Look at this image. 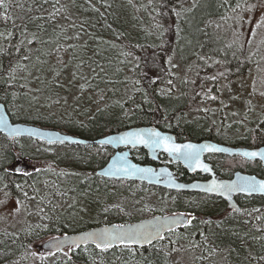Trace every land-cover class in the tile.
I'll return each instance as SVG.
<instances>
[{"label":"trees","instance_id":"trees-1","mask_svg":"<svg viewBox=\"0 0 264 264\" xmlns=\"http://www.w3.org/2000/svg\"><path fill=\"white\" fill-rule=\"evenodd\" d=\"M198 1L201 7L193 19L190 10ZM244 1L248 0H149L146 7L139 0H0V100L13 120L85 138L156 124L161 129L173 126L178 134L198 139L195 141H237L242 144L231 146H248L257 138L263 145L264 116L253 127L254 119L249 126L242 125L244 138L232 131H239L236 123L245 121L246 114L232 127L227 122L238 115L205 110L196 117H184L196 115L187 114L192 111L186 107L203 110L208 100L216 103L212 97L227 107L230 101L225 94L230 88H225L226 81L248 73L255 64V54L234 43L218 46L214 35L215 19L225 15L227 7ZM185 18L179 39L185 51L192 48L183 62L191 56L196 61L188 64L193 69L180 75L179 65L171 61L178 42L169 36L176 35ZM153 27L159 30L153 35L156 39L151 35ZM223 79L227 80L221 84ZM175 115L181 118L175 119ZM257 115L249 113L250 117ZM87 129H93L92 133ZM112 151L103 144L47 143L29 136L9 139L0 133V191L43 202L49 211L47 226L24 223L0 230V264H112L110 257L115 258L114 263L132 264L137 259L139 264H164L173 247L178 254L192 251L196 264H264V238L258 236L262 234L264 197H247L242 211L233 212L213 194L105 178L96 169L106 164ZM142 157L135 155L139 162ZM221 158L213 160L222 175L231 177L238 163L222 167L232 156ZM44 159L49 165L42 164ZM183 175L188 181L193 177L187 172ZM148 189L157 190V196L149 200ZM91 192L110 194L99 207L98 221L90 219L94 214L82 219L75 210L82 205L78 199L92 197ZM137 205L142 206L140 213ZM165 208L170 212H162ZM184 210L198 224L181 231L180 240L189 246L171 244L170 232L179 231L173 230L149 245L121 243L107 251L95 243L70 245V253L63 249L32 262L33 243L49 233H72L100 223H126ZM206 215L214 221L210 223ZM127 259L131 261L125 262Z\"/></svg>","mask_w":264,"mask_h":264},{"label":"rangeland","instance_id":"rangeland-1","mask_svg":"<svg viewBox=\"0 0 264 264\" xmlns=\"http://www.w3.org/2000/svg\"><path fill=\"white\" fill-rule=\"evenodd\" d=\"M139 1L141 2L140 3L141 6H146V7L148 6L147 2L149 0H139ZM200 3H201V1H198V3L193 8H191V10H190V15H191V17H193V19L195 18L197 11L201 7V6H199ZM126 4H128L129 8H130L131 3L126 1ZM129 12L131 13L130 9H129ZM261 17H264V0H248V1H244L240 6H233V7L229 6V7H227L225 15L218 16L215 19L214 35H215V38L217 41V45L218 46H221V45L228 46L230 43H234L235 45H238L239 47L244 49L248 54H250V55L255 54L257 56L256 60H255V64H253L250 67V71L248 73L241 74V75H238L236 77L232 76V77H230V80L223 79L221 81V84H223V82L227 80L226 81L227 85H226V87L225 86L224 87L230 88L228 90V94L227 93L225 94L227 99L230 101V102H228L227 107H225V108L223 107L224 102H222V100L220 101L219 99H213V100H216L217 102L212 104V101L208 100L209 103L203 107V110H197L196 108L186 107L187 111H192V112H188L187 114L198 115V113L201 114V113H203V111L208 110V111H210V113L223 112L225 114L238 115L237 117H232L233 120L231 122H229V121L227 122V123H230V126L234 125L233 122H235L237 119H240L239 116H242V114H246L248 116L244 119L246 122L243 121L241 118L240 121H243V122L236 123L237 127L239 126V131H232V133L236 132V134L244 133L245 127H243L242 125L246 126L248 124V126H249L250 125L249 121L251 119H254L252 124H251V127H253L254 123H256V119L264 116V111L262 109L264 106V24H262L259 28L256 27V24L260 21ZM186 21H187V18L182 19L181 28H178V30L176 31V35L169 36V37H171L172 40L178 42L177 43L178 47L176 48L177 53H175V58L171 59V61H173L174 64L179 65L178 66V72L180 75L181 74L185 75V74H187V71L189 69H193L192 66H190L188 64L196 61V59L193 56H191L188 58L187 62H183L185 57L189 54V49L192 48V47H189L185 51L184 47H183L184 44L182 42H180L181 39H179V36L182 34L181 31L184 28ZM157 30L158 29L155 27H153L151 29V35L155 39L157 38V36H153V35L159 33V30L158 31ZM249 31H252L256 34L255 39H251L249 37V35H248ZM209 37L212 38V36H209ZM214 56H215L214 59L218 60L216 58V57H218V55H214ZM183 84H184V82H183ZM172 86L175 88L177 93H180V92L182 93V89L177 88L176 87L177 85L172 84ZM249 113L258 114V115L256 117H250ZM14 121H21V120H14ZM29 123H33V122H29ZM39 125H41V124H39ZM92 130L93 129H87L86 131L88 133H92L91 132ZM0 133H2V132H0ZM67 133H69V132H67ZM253 134H254V131H253ZM17 137H24V136L23 135H17ZM30 137H32V136H30ZM32 138L42 140V141H45L47 143H66V144H69L68 142H60V141L48 142L47 140H45L43 138H37V137H32ZM259 143H260V140L255 138L250 143L252 145H248V147L255 148V147L262 146V145H259ZM225 144H227V143H225ZM228 144H230V143H228ZM83 145H86V144H83ZM103 145H105V144H103ZM230 145H232V144H230ZM74 147L77 148V146H74ZM112 153H113V151L109 154L111 155ZM215 153H220V152H215ZM138 155H140V154H138ZM225 156H232V155L226 154ZM246 159L247 158H245V157L232 158L230 160H226L225 163H227V164L223 163L222 167H225L224 165H229V164L231 166H233L237 162H241L243 164H246ZM48 161L49 160L44 159V160H42V164L49 165ZM97 166H98V164L95 165V168ZM229 167H226V168H229ZM98 175H100V174H98ZM101 176H103V175H101ZM103 177H105V176H103ZM221 177L228 178V176H225V174H223V176H221ZM105 178H108V177H105ZM179 179L182 180L181 178H179ZM183 180L188 181L185 179H183ZM142 182H144V181H142ZM147 184H149V183H147ZM117 185L121 186L120 184H117ZM150 185H155V184H150ZM156 186H162V185H156ZM162 187H165V186H162ZM165 188L168 190L172 189V188H168V187H165ZM181 191H185V190H181ZM188 191H190V190H188ZM146 192H147L148 196H150L148 198L149 200H151V198H154L158 194V191L155 189H148ZM197 192H200V191H197ZM5 193L6 192L0 191V201H3V203H0V230H3V229H10L11 230L14 228H19V227L24 226V225H35V224H41L43 226L49 225V222L47 220L49 217V211L46 210L45 203H43V202L34 203L33 201L25 200V199L19 197L18 195L14 194V193L7 192L8 193L7 196L5 195ZM91 194L93 196L89 197V198H91L92 200H89V198L87 196H84V198H79L77 203H81L82 205H78L75 208V210L78 213H80L79 215L81 216L82 219L89 218L90 216H92L94 214V216H92L90 219L93 221H98L99 220V218H98L99 207L102 205L103 202H107L109 200L110 194H107V196L106 195H100V194L94 195L95 192H91ZM17 201H19L20 203H17ZM147 201L148 200L146 199L145 202H147ZM67 203H69L68 200H67ZM77 203H74V204H77ZM168 206H170V205H168ZM17 208H19L20 210L17 211ZM137 209L140 210L138 212V213H140L142 211V206L137 205L136 210ZM85 210H87V211H85ZM170 210L171 209H169V208H165L162 212H164V211L170 212ZM173 213H175V212H171L170 214H173ZM181 213H184L187 215V218H188L187 224L184 226V228L182 230L173 231L172 233L170 232V236L172 237L170 242H172L171 244L177 242V245L189 246L185 240H180V237L182 234L181 231L192 229L193 226L198 225L197 221H196L197 219L189 211L184 210ZM158 214H161V213L149 215L147 217H152V216H155ZM137 215L141 217L142 214H137ZM162 215H164V213ZM201 216L205 217V215H202V214H201ZM141 219H142V217H141ZM212 221H214L213 218H210L209 222L211 223ZM112 222H115V221H112ZM24 223H26V224H24ZM103 224H107V223L105 222V223L96 224V226L103 225ZM87 228H90V227H87ZM84 229H86V228H82V229H79L77 231H73V233L82 231ZM259 229H260V232L262 234H260L258 236L261 238H264V221H263V225ZM65 234H69V233H67V232L59 233V234L58 233H49L48 235L40 238L36 243H33L32 248H31V251L33 252L32 262L35 263L37 258H41L43 256H48L55 251H60L63 249H65V250H63L64 253H70L72 250V247H70V245L63 247L62 249L60 248L59 250H50V249H47V247L43 246L44 243L46 244L53 237L62 236ZM161 245H165V244L162 243ZM176 250L177 249H175V247H173L169 251V254H168L169 257L164 259L162 262L164 264H196V262H192V259H191L192 258L191 256L193 254L192 251H190L188 249H185L183 251L181 249L182 250L181 253L178 254V250H177V252L175 254ZM145 251L146 250H144V254H145ZM55 253H58V252H55ZM250 255H252V254H250ZM109 256H113V254L109 253ZM261 256H264L263 250H262ZM188 257L190 259H188ZM111 258L112 257H110V261L112 262V264H122V262H123V260H122L121 262L117 261L114 263L115 258L113 260H111ZM130 261H131L130 259L125 260V262H130ZM132 264H139V263H138L137 259H135L132 261Z\"/></svg>","mask_w":264,"mask_h":264},{"label":"water","instance_id":"water-1","mask_svg":"<svg viewBox=\"0 0 264 264\" xmlns=\"http://www.w3.org/2000/svg\"><path fill=\"white\" fill-rule=\"evenodd\" d=\"M0 117L3 118L4 123L0 124V132L4 133L9 137V139H15L17 135H23V136H32L37 138H43L47 140L48 142H68L72 144H108L113 147H118L119 145L128 146L124 150H116L108 159L105 165L99 167L96 169L97 173L100 175H103L108 178H129L133 180L138 181H144L149 184H155V185H162L168 188L176 189V190H190V191H200L205 192L209 194H214L217 196H220L227 200L228 206L232 210H241L242 207L239 204L238 200L236 199V194L238 193H244V194H264V191L259 190V185L261 183H264V178L258 176L254 173H248L243 170H235L233 175L228 178L221 177L219 174L215 173V170L212 166V163L205 160L204 155L207 152H220L225 153L229 155L234 154H240L243 155L244 152H264V145L259 147H248V146H231L225 143L217 142L211 139H204L201 141H195V140H185L183 142H177V144H195L198 146H210L211 148L216 149H224V151H210L208 148H205L200 153L199 161L195 165H190L185 159L182 157H178L176 155H170L174 160H181L183 164L192 172L196 170H202L204 173H211L212 175L209 178L202 179V178H195L190 181H184L180 180L178 176L174 173V171L171 169V167L167 164L158 165L157 167L153 164H144L139 161H136L132 156V151L130 149V146H136V145H144L143 143H122V142H113V143H105L109 138L111 137H119L123 136L126 133L130 132H149V131H158L161 133L162 136H169L172 134L169 131H165L161 129L156 124H148V125H139V126H130L124 129H121L119 131L110 132L108 134H105L103 136H99L96 138H85L81 137L79 135H74L71 133L63 132L58 128H53L51 126H43L36 123H29L25 121H14L7 109L6 104L0 100ZM12 129H19V133H13ZM174 135V134H172ZM175 137V135H174ZM145 139H148L147 136H145ZM145 146V145H144ZM149 154L154 159H159L158 153L159 150H163L162 148L153 149L151 147L145 146ZM244 156V155H243ZM117 157L126 158L121 159L117 163ZM246 157V156H245ZM261 158L260 156L256 157H249V158ZM264 161V158H261ZM117 163L118 168L127 167V165H136L138 168H146V169H152L153 171L150 173H125L123 171H117L115 168H113V164ZM207 165L208 171H205L203 166ZM111 170V171H110ZM107 173V174H105ZM241 178H251L254 180L257 188L256 190H246V191H232L230 193L225 192L221 189H213L212 185L213 182L216 184H224L229 185L235 182L243 183V180ZM173 220H179V223H171ZM187 215L184 213H176V214H168V215H162L158 214L152 217H145L142 219H137L134 221L126 222V223H107L99 226L90 227L87 229H84L79 232H72L69 234H65L62 236L53 237L49 242L46 244L44 243L43 246L47 247V249L50 250H59L62 249L65 246L68 245H76L77 243L79 245L86 244V243H94L91 240H82L81 238L84 237L86 234L93 233V232H102L105 229H108L110 232L115 229L116 232L114 234L121 235L124 238V243L128 244V235L125 232H120L119 229L121 226L125 230L127 229H136L140 228L145 233H151L153 234L154 238L152 239L151 243L159 238H162L164 233L167 230H173L177 227H183L187 224ZM159 232V236H155V233ZM122 242L120 240H113L111 241L110 245L115 244H121ZM138 245H148L150 244L146 240L141 239V243H137ZM58 245V247H57Z\"/></svg>","mask_w":264,"mask_h":264},{"label":"snow or ice","instance_id":"snow-or-ice-1","mask_svg":"<svg viewBox=\"0 0 264 264\" xmlns=\"http://www.w3.org/2000/svg\"><path fill=\"white\" fill-rule=\"evenodd\" d=\"M239 6V5H238ZM262 24H264V17H261L260 21L256 24V27L259 28ZM249 37L251 39H255V33L252 31H249L248 33ZM212 99H215V97H212ZM4 123L3 118L0 117V124ZM13 133L18 134L19 129H12ZM145 136L148 137V139H145ZM172 137L169 136H162L160 132L158 131H149L147 133L145 132H130L126 133L123 136L119 137H111L105 143H113V142H122V143H143L147 147H151L154 150L157 148H162L164 151L168 152L170 155H176L178 157H182L185 159L190 165H195L200 158V153L205 148H208L210 151H224V149H216L211 148L210 146H198L195 144L187 143V144H176L172 143ZM244 156L246 157H256L260 156L261 158H264V152H244ZM126 158L117 157V163L121 160ZM117 163L113 164V168H115L117 171H123L125 173H150L153 170L152 169H146V168H138L136 165H127V167L118 168ZM205 171H208L207 165L203 166ZM111 171V170H110ZM107 174V173H105ZM243 180V183L235 182L229 185L224 184H216L213 182V189H221L225 192H232V191H246V190H256L257 186L253 179L251 178H241ZM19 187V186H18ZM259 190L264 191V183H261L259 185ZM7 196L8 193H5ZM24 196L27 198L28 193L24 192ZM0 203H3V201H0ZM17 203H20L17 201ZM20 209L17 208V211ZM179 220H173L171 223H179ZM120 232H125L128 235V244H137L141 243V239L146 240L147 242L151 243L152 239L154 238L153 234L151 233H145L140 228L136 229H127L125 230L123 226L119 229ZM116 232L115 229H113L111 232L108 229H105L102 232H93L86 234L84 237H82V240H91L96 244L97 248H100L103 251H107L108 247L110 246L111 241L113 240H120L122 243H124V238L121 235L114 234ZM155 236H159V232L155 233ZM80 245L77 243L76 247H79ZM127 246V245H126ZM58 247V245H57Z\"/></svg>","mask_w":264,"mask_h":264},{"label":"flooded vegetation","instance_id":"flooded-vegetation-1","mask_svg":"<svg viewBox=\"0 0 264 264\" xmlns=\"http://www.w3.org/2000/svg\"><path fill=\"white\" fill-rule=\"evenodd\" d=\"M181 115H175V119H179L181 118L180 117ZM198 115H193V116H184V117H196ZM174 119V120H175ZM172 120V121H174ZM164 129V128H163ZM166 129H169L167 131L171 132L172 134L175 135H172L170 134L169 137H172V143H176L177 142H183L185 140H188V139H194V140H198V139H195V138H192L190 136H181L180 134H178L175 129L177 130V128H174L173 126H171L170 128H165L164 130ZM240 138H244L243 137V134L240 135ZM177 144V143H176ZM230 144H233V145H238V144H242V143H238L237 141H234ZM128 146H124V145H119L118 147H112V150L113 152H115L116 150H124L125 148H127ZM111 148V147H110ZM130 149L132 151V156L133 158L137 161L138 159L135 158V155L136 154H141L143 155L144 157H142V162L141 163H144V164H153L155 165L156 167L158 165H164V164H167L171 167V169L174 171V173L181 179H185V180H188L187 176L186 175H183V173L187 172L189 173L190 175H193V177H191L189 180L193 179V178H208L210 177L211 173H203L202 171H195V172H192L190 171L184 164L181 160H174L166 151L164 150H159V153H158V157L159 159H154L150 156L149 154V151L148 149L144 146V145H136V146H130ZM136 153V154H135ZM221 155L225 156L226 154L225 153H215V152H208L206 155H205V159L207 160H211L213 162V166H214V170L216 172V174H219L220 176H223L219 169V165L216 163V160H213V157H216L217 160L218 159H221ZM110 156V154H109ZM237 157H245L243 155H240V154H234L232 155V158H237ZM247 158L246 159V164H243L241 162H237L238 163V166H236L233 171L231 172V174L229 176H232L233 172L237 169H241V170H244V171H247L249 173H255L257 174L258 176L264 178V162L261 158H248V157H245ZM109 159V158H108ZM24 169V168H23ZM25 170V169H24ZM226 176V175H225ZM121 179H126L128 181H135L133 179H129V178H121ZM147 183V182H145ZM162 187V186H160ZM165 188V187H163ZM178 191H181V190H178ZM185 191H188V190H185ZM189 192H197V191H189ZM201 193H205V192H201ZM206 194H209V193H206ZM214 195V194H213ZM214 196H217V195H214ZM253 196H262L264 197V194H244V193H238L236 194V199L238 200L239 204L243 207L244 206V202H246L247 200V197H253ZM219 197V196H217ZM220 199L224 200L225 202L227 200H225L224 198L222 197H219ZM263 200V198H262ZM227 203V202H226ZM263 203V208H264V202ZM243 209V208H242ZM233 212H241L242 210H232ZM207 219L209 220L211 218V216L209 215H206ZM181 228H184L183 227H180V228H175L174 230H180Z\"/></svg>","mask_w":264,"mask_h":264}]
</instances>
